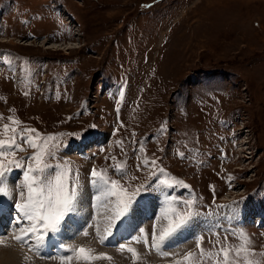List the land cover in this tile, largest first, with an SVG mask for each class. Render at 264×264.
Wrapping results in <instances>:
<instances>
[{
    "label": "rangeland",
    "instance_id": "obj_1",
    "mask_svg": "<svg viewBox=\"0 0 264 264\" xmlns=\"http://www.w3.org/2000/svg\"><path fill=\"white\" fill-rule=\"evenodd\" d=\"M24 129L55 138L46 162L79 174V202L94 196L92 169L106 170L130 192L149 188L137 198L157 195L137 203L149 218L158 208L163 228L168 192L180 211L194 201L193 232L202 218L215 226L206 251L245 233L264 259V231L243 227L264 205V0H0V139L16 135L22 161L36 151ZM88 148L98 160L83 159ZM240 200L242 213L219 207ZM151 250L137 248L135 264L183 262Z\"/></svg>",
    "mask_w": 264,
    "mask_h": 264
},
{
    "label": "snow or ice",
    "instance_id": "obj_2",
    "mask_svg": "<svg viewBox=\"0 0 264 264\" xmlns=\"http://www.w3.org/2000/svg\"><path fill=\"white\" fill-rule=\"evenodd\" d=\"M11 122L13 124L19 123L15 120ZM9 131L16 132V129L5 124L3 126L4 134L6 135ZM35 131V129H24L17 134L23 143L36 149L33 155L24 161L15 159L17 150L24 151L21 144H17L16 135L0 139V197H10L6 173L10 172L13 166L22 169V188L26 191H20L21 202L14 205L17 212L14 219L15 223L19 225V234L16 235L15 239L17 242L29 245L30 248H34L39 253L40 247L49 237V234L60 231L65 218L68 217L69 213L76 211L82 192L80 191L78 173H72L69 167L60 168L58 165L46 162L47 156H55V153L49 151L48 143L55 138L49 136L40 143L41 137L38 133L35 136L31 135ZM9 156L13 158L8 159ZM145 163L148 162L145 161ZM151 163L155 164V161ZM118 170L123 173V169L119 166ZM90 177L97 217H99L101 209L111 213V215L104 217L106 227L103 235H101L99 227L100 221L97 220L95 224L96 235L101 243H104L114 235V230L119 232L125 227L128 214L132 211L137 196L140 195L141 191H149V188L141 185L130 192L119 180L110 179L106 170L98 171L93 168ZM159 183L167 187L172 186L168 184L167 180L159 181ZM175 183L182 184L183 182L176 181ZM176 199V197L166 196L167 206L163 208L160 216L167 221V225L160 231L159 235L156 234V224L153 225L152 238L154 244L149 245L150 249L154 247L157 251H161L166 242L185 228L195 216L199 215L198 212L190 210L194 204L193 200L182 202L186 206V210L180 211L174 206ZM242 203V200L234 201L233 205H221L219 207L229 208L234 213H239ZM140 232L143 236V242L148 245V233L143 228L140 229ZM88 234L87 231L83 232L84 236ZM133 239L136 243L141 241V237H134ZM238 239L240 240L239 245L219 244L218 242V248L214 245V248H217L216 251H206L202 246L204 237L201 235L198 237L200 242L199 256L189 252L184 257L183 262H177V264H203L205 259H211L213 264H264V259H254L258 254L250 247L252 241L247 234L241 233ZM33 240L35 244L31 243ZM120 250H126L132 253L134 258H139L134 248L120 246ZM63 251L67 254L59 256L61 264H72L73 259L83 261L84 264H94L97 260L112 259L107 254H96L92 249L84 247L63 248ZM164 254L167 255V253ZM259 255L264 258V254ZM221 256L222 260L220 259ZM46 258L51 259L52 257Z\"/></svg>",
    "mask_w": 264,
    "mask_h": 264
},
{
    "label": "bare ground",
    "instance_id": "obj_3",
    "mask_svg": "<svg viewBox=\"0 0 264 264\" xmlns=\"http://www.w3.org/2000/svg\"><path fill=\"white\" fill-rule=\"evenodd\" d=\"M46 43V49L56 48L54 45L46 47ZM47 44L49 45L51 43L48 42ZM67 44H69V46H67ZM65 46L66 50L79 48V46H75L73 43H66ZM6 176L7 186L10 189V197H5L6 199L0 205V264H61L59 256L67 254L63 251V248L78 247L92 249L96 254H107L108 256L112 257V259L110 260H97L94 262V264H135V261H133V259H135L133 257V254L126 250L121 251L120 244L123 243L125 247H128V245L130 247L135 246V248H141L144 251L145 249H148L149 246L143 242V236L140 232V229H145L146 227H149L151 233L148 242L152 241L151 245L154 244V240L152 238L153 225L156 224L157 235H159L160 231L163 229L162 222L160 220H155L158 215V208L154 209V215H152V217L154 218H149L147 216L149 210L143 212V205L141 206V204L143 203L140 202L137 203L133 207L132 211H130V213L128 214L127 223L125 227L119 232H116L114 230V235L112 237H109L108 240H106L104 243H101V241L96 235L95 224L97 220L100 221L99 227L101 235H103L104 228L106 227L104 217L106 215H111V213L105 209H101V213L99 217H97L96 209L94 207L96 202L93 198V195L91 194L87 198V200H82L77 204L76 211L74 213H69L68 217H66V221L63 222V224L61 225L60 231L55 234H49V237L46 238L44 244L40 247V251L38 253L36 250H34V248H30L27 244L17 242V240L15 239L16 235L19 234V225L15 223L14 217L17 215V212L14 205L18 202H21L18 193L24 190L22 188L23 179L22 181L20 180L21 182H16L19 178L18 174L12 172L6 173ZM89 186L91 185L88 184V188H86L84 191L93 190L90 189ZM165 205L167 206V204ZM153 208L154 203L153 205L151 204L149 209L152 210ZM144 215H146V217ZM202 219L200 224L197 225V227L194 229L195 233L191 230V227L195 223L193 222L194 220H192L185 228L180 230L168 242L165 243V248H163L161 251H157L164 255L163 259L166 258L169 253L171 257L170 259L177 257V254L180 251L176 250L182 245L191 243V248L187 250L186 248H184L180 252L184 253L178 258V260L180 261L184 259V257L189 252L194 251L196 249V246L199 242V236H203L204 234L209 235L211 229L212 233L210 234H213L215 226H212L211 223L205 219L204 220L206 223H203ZM9 223L10 226L7 225ZM89 225H92V227H89ZM84 231H87L89 234L87 236H84ZM181 231L184 232L182 236L179 235ZM134 237H141V241L139 243H136L133 239ZM193 241L197 244H194ZM31 243L35 244V241L33 240ZM61 246L63 247L61 248ZM152 248L155 249L154 247ZM155 250H151V254L156 252ZM164 253H167V255H165ZM48 256H51L52 258H46ZM167 261L168 260L159 259L155 262L166 264ZM72 264H84V262L73 259Z\"/></svg>",
    "mask_w": 264,
    "mask_h": 264
}]
</instances>
